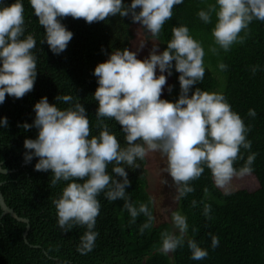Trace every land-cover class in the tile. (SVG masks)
<instances>
[{"label":"clouds","instance_id":"1","mask_svg":"<svg viewBox=\"0 0 264 264\" xmlns=\"http://www.w3.org/2000/svg\"><path fill=\"white\" fill-rule=\"evenodd\" d=\"M182 3L183 0H131V4H125L124 0H30L39 24L45 29L41 43L46 42L56 55L63 53L73 38V33L61 23L63 18L84 19L92 24L116 15L130 17L153 38H159L165 22L173 16L174 6ZM213 13L217 18L211 33L214 43L227 52L234 44L244 43L253 20L264 21V0H216L206 11L200 10L198 16L208 24L212 22ZM24 33L21 0L0 7V104L5 102L6 94L19 99L34 89L37 58L32 50L36 40L31 34L21 39ZM144 46L141 44L136 51L117 49L95 67L98 87L93 98L99 105L98 135L89 138L91 129L86 109L67 94L57 95L55 99L69 107L61 109L44 96L34 105L33 124L21 125L25 130L33 126L38 129L36 139L24 141L25 149L29 150L24 155L25 163L38 157L35 170H51L52 186L60 181H71L63 188L60 198L52 203L63 232L86 226L77 246L81 255L93 250L99 235L94 228L101 207L97 197L101 193L109 201L123 199V208L127 209L133 223L141 214L147 217L140 228L141 234L152 226L153 215L148 205L142 203L137 208L126 192L131 181L125 165L140 168L136 161L144 160L148 152L158 151L166 156L164 171L176 186V199L194 191L190 181L200 178L205 166L210 169L215 185L225 189V195L230 194L227 185L232 177L248 174L255 159V154L249 155L238 172L234 168V162L242 158L240 149H251V141L247 139L250 129L231 109L223 94L202 91L199 87L189 94L205 76L204 48L191 37L189 29L173 27L167 48L160 52L154 44L149 56L141 60L137 53ZM210 51L218 54L215 47ZM173 61L175 70L180 73L181 89L175 102L161 99L167 83L164 73L172 74ZM218 67L222 71L227 68L223 62ZM258 68L253 67L252 72ZM168 91L171 93L172 86H168ZM248 115L255 117V110L249 109ZM104 118L122 126L126 147L109 131ZM0 126H8L7 117L0 120ZM108 165H113L112 171L122 179L110 175ZM81 180L83 183L77 182ZM192 204L195 206L196 201ZM210 211L211 206L205 204L203 214L209 219ZM172 222L179 235L161 233L159 251L164 254L176 251L188 232L187 218L180 212L172 213ZM187 243L191 259L207 257V250L194 239ZM218 245V237L213 236L212 247Z\"/></svg>","mask_w":264,"mask_h":264},{"label":"trees","instance_id":"2","mask_svg":"<svg viewBox=\"0 0 264 264\" xmlns=\"http://www.w3.org/2000/svg\"><path fill=\"white\" fill-rule=\"evenodd\" d=\"M15 2L0 0V7ZM21 2L25 18V33L21 39L31 34L36 40L32 51L37 58V78L34 89L24 97L17 99L6 94L5 102L0 104V120L8 119L7 127L0 126V164L7 170H0L1 189L7 205L19 216L5 213L0 204V264H264V21L253 20L244 43L234 44L225 52L214 43L211 34L217 20L215 13L208 24L198 16L200 10L206 11L216 0H183L182 4L174 6L171 20L165 22L157 38L165 50L173 27L186 26L191 37L201 43L205 51V76L189 94L196 87L209 93H221L231 109L241 116L250 129L247 139L251 141V149H240L242 158L234 162V168L238 172L247 157L255 154L251 171L241 176L252 181L230 186L227 188L230 194L225 195V189L215 185L210 169L205 166L200 178L190 181L194 191L180 198V212L188 223L184 243L176 251L164 254L159 251L161 233L168 231L179 235V232L171 221L156 223L154 199L149 191L148 156L142 161L137 159L140 168L125 165L131 181L126 192L137 208L142 203L148 205L153 215L152 226L141 234L140 228L147 217L141 214L133 223L129 212L123 208V199L109 201L101 193L97 197L101 207L94 228L99 235L93 250L81 255L77 246L86 226L63 232L52 203L60 198L63 188L71 181H60L52 186L51 170H35L38 157L25 163L24 155L29 150L25 149L24 141L36 139L38 129L33 126L25 130L21 125L33 124L34 105L44 96L50 104L61 109L69 107L55 99L57 95L67 94L73 96V102L78 100L84 105L90 121L89 138L98 135L96 112L99 105L93 98L98 87L95 67L117 49L131 50L136 29L142 26L133 23L130 17L119 15L92 24L84 19L63 18L61 23L73 33V38L67 49L56 55L46 42L41 43L45 29L39 24L30 0ZM124 3L131 4V0H124ZM142 29L147 37H152ZM212 47L217 48L218 54L210 51ZM221 62L227 66L226 70L218 67ZM174 65L175 61L172 102L178 100L181 91L180 73ZM255 66L259 68L253 73ZM249 109L255 110V117L248 115ZM104 123L121 146L126 147L122 126L107 118ZM112 168L113 165H108V173L122 179ZM77 182L83 183L82 180ZM205 204L211 206V219L203 214ZM213 236L219 239L216 248L212 247ZM189 239L207 250L206 258L191 259Z\"/></svg>","mask_w":264,"mask_h":264},{"label":"rangeland","instance_id":"3","mask_svg":"<svg viewBox=\"0 0 264 264\" xmlns=\"http://www.w3.org/2000/svg\"><path fill=\"white\" fill-rule=\"evenodd\" d=\"M136 30V38L131 50L136 51L141 44H145V46L137 53L138 59L143 60L144 58L148 57L154 44L158 45L160 52L163 51L162 45L157 38L147 37L143 29L140 27ZM156 74L157 76L160 75L158 68ZM164 74L167 77V83L164 86L161 99L171 101L174 87L173 75H168L167 72ZM168 86H172L171 93L168 91ZM147 156L149 161L148 168L150 176L149 191L154 199L156 223L159 224L164 221L172 222V213L180 212V199H176V196L178 195L176 186L173 183L170 175L164 171V169L167 167V158L158 151H150L148 152ZM235 179H237V183H235ZM248 180L249 179L245 177L234 175L227 185V188L232 185H246L249 181H252ZM165 181H167V183H165ZM248 185H251V183Z\"/></svg>","mask_w":264,"mask_h":264},{"label":"water","instance_id":"4","mask_svg":"<svg viewBox=\"0 0 264 264\" xmlns=\"http://www.w3.org/2000/svg\"><path fill=\"white\" fill-rule=\"evenodd\" d=\"M0 170L3 172H7L6 169L2 168L1 164H0ZM2 184H3V181H0V204L3 208V210L5 211V213H11L13 216L18 218L19 216L17 215V213L13 209H11L6 203L4 194H3L2 189H1ZM23 220H25V219H23Z\"/></svg>","mask_w":264,"mask_h":264}]
</instances>
